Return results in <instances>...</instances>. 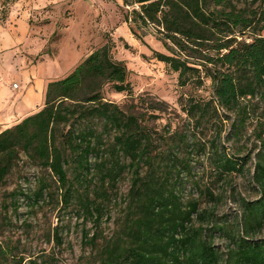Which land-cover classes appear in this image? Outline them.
<instances>
[{
	"label": "trees",
	"instance_id": "obj_1",
	"mask_svg": "<svg viewBox=\"0 0 264 264\" xmlns=\"http://www.w3.org/2000/svg\"><path fill=\"white\" fill-rule=\"evenodd\" d=\"M123 4L132 7V17L126 14L125 21L142 42L136 28L158 27L171 55L159 51L154 55L178 73L180 87L200 89L211 80L209 97L189 94L184 99L188 117L198 126L231 120L236 138L253 127L258 196L242 200V233L232 237L234 246L222 253L212 231L224 228L195 224L197 219L205 221L208 212L200 211L198 200L185 202L179 192V174L190 165L175 150L189 145L187 136L172 131L171 124L165 132L151 124L169 104L132 93L129 69L114 58L110 39L67 76L48 83L41 109L0 131V188L12 175L23 176L25 162L41 170L35 190L25 192L20 182L5 189L0 198V236L4 224L12 221L11 214L21 208V197L33 209L53 192L59 202L78 203L99 225L109 189L127 171L131 186L119 230L109 237L99 231L89 236L84 230L85 243L96 250L94 264H264V238H254L264 229V0H123ZM107 84L127 92L131 103L123 108L108 100ZM146 105L148 110L140 111ZM214 156L219 176L243 172L250 157L231 156L218 147ZM88 175L98 177L97 185L78 191L76 181ZM206 190L213 198L211 189ZM56 237L62 240L58 233ZM4 248L0 242V264H23V257L10 256Z\"/></svg>",
	"mask_w": 264,
	"mask_h": 264
},
{
	"label": "rangeland",
	"instance_id": "obj_2",
	"mask_svg": "<svg viewBox=\"0 0 264 264\" xmlns=\"http://www.w3.org/2000/svg\"><path fill=\"white\" fill-rule=\"evenodd\" d=\"M43 1L0 0V122L20 116L36 105L42 104L37 110L41 109L48 83L67 76L83 60L90 43L100 47L111 39L115 44L114 58L125 62L129 69L132 93L148 101L156 98L169 104L161 118L151 124L162 132L171 124L172 131L187 136L189 145L175 150L190 165L179 174V192L185 202L198 200L200 211L208 212L206 220L197 219L196 225L224 228L212 233L214 244L227 253L234 246L232 237L242 233V200L258 196L253 180V151L257 147L253 127L236 138L231 120L198 126L188 117L184 99L189 94L209 97L213 92L211 80L200 89L180 87L178 73L154 55V51L171 55L161 41L158 27L150 24L145 29L136 28L144 42L139 40L125 21L126 14L132 17V7H125L123 0H55L46 6ZM30 7L34 10L27 18L18 16L17 9ZM23 19L27 28L21 27ZM104 93L123 108L131 103L127 92H117L111 84L104 87ZM146 110L147 105L140 108ZM214 147L231 156L250 155L243 172L219 176L215 171ZM21 165L23 176L12 175L8 185L0 188V198L6 188L11 190L19 182L25 192L35 190L40 168L30 162ZM98 181L96 176H84L75 187L85 192L94 189ZM130 186L131 174L126 171L117 185L109 189L110 199L105 203L99 225L84 214L78 203L59 202L56 192L33 209L21 197L22 206L18 213L11 214L12 221L4 224L0 242L10 256L23 257V264H94L96 250L85 243L84 230L89 236L96 231L108 237L115 234ZM207 188L214 193L213 198L206 194ZM254 238H264V229Z\"/></svg>",
	"mask_w": 264,
	"mask_h": 264
},
{
	"label": "crops",
	"instance_id": "obj_3",
	"mask_svg": "<svg viewBox=\"0 0 264 264\" xmlns=\"http://www.w3.org/2000/svg\"><path fill=\"white\" fill-rule=\"evenodd\" d=\"M47 2H48V4H50L51 2H55V0H44L43 1V4H44V6H46L47 5ZM34 10V7H30V8H28V9H22V8H20V9H17V11L20 13V14H18V16L20 15L21 17L22 16H25L26 18H27V16H29V15H31L30 14V12H32ZM17 16V17H18ZM25 18V19H26ZM18 19V18H17ZM28 20V19H27ZM21 24V27H24V28H27L26 26H28V23H25V20L23 19V21L20 23ZM20 27V28H21ZM98 47H96V46H94L92 43H90V45L87 47V52H86V54H85V56H84V58H83V60L89 55V54H91L95 49H97ZM82 60V61H83ZM81 61V62H82ZM80 62V63H81ZM19 88V87H18ZM17 88V89H18ZM13 89H15V88H13ZM25 98V97H24ZM40 105H42V104H40ZM40 105H38L39 107H40ZM38 106L36 105V106H34V108L32 107L29 111H27V112H23L20 116H16L15 118H11V119H3L1 122H0V131L1 130H3V129H5V128H7V127H9V126H12L13 124H16L17 122H19L20 120H22L24 117H26L27 115H29V114H32V113H34V112H36V111H38L37 109H38Z\"/></svg>",
	"mask_w": 264,
	"mask_h": 264
},
{
	"label": "built area",
	"instance_id": "obj_4",
	"mask_svg": "<svg viewBox=\"0 0 264 264\" xmlns=\"http://www.w3.org/2000/svg\"><path fill=\"white\" fill-rule=\"evenodd\" d=\"M14 87H18V85H17V84H15V85H14Z\"/></svg>",
	"mask_w": 264,
	"mask_h": 264
}]
</instances>
